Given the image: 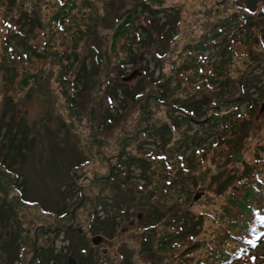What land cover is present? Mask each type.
Wrapping results in <instances>:
<instances>
[{
  "label": "rangeland",
  "instance_id": "obj_1",
  "mask_svg": "<svg viewBox=\"0 0 264 264\" xmlns=\"http://www.w3.org/2000/svg\"><path fill=\"white\" fill-rule=\"evenodd\" d=\"M29 1L5 6L0 0V119L6 111L9 132L0 142V160L8 152L11 172L0 178L1 185L8 182L0 188V264H39L38 258L41 264H67L69 254L82 264H178L179 258L183 264H196L198 258L213 264L206 242L215 229L218 234L229 229L217 220L228 204L223 187L247 164L260 166L264 149V2L249 0L262 14L243 9L254 21L249 28L247 22L226 28L199 53L193 43L213 35L208 34L225 16L253 8L247 0H143L135 4L132 33L137 30L135 39L143 44L136 49L128 45L131 35L115 44L111 40L114 17L129 11L135 0H92V9L105 16L99 27L84 24L92 18L83 23L84 1L76 0L71 14L80 25L76 34L70 36L67 22L65 32L54 35L53 47L25 58L16 34L23 35L20 18L31 15L20 12ZM54 1L43 6L47 19L60 11ZM33 35L30 44L22 37L29 46L38 42ZM192 54L203 58L183 72ZM225 79L228 86L220 89ZM212 91H221L218 98L224 99L210 114L226 116L207 136L193 138L196 118L190 123L176 117L184 115L182 105ZM138 96L139 102L131 103ZM205 118L199 119L205 124ZM199 141L204 152L196 148ZM197 155L202 161L194 166ZM15 187L33 201L31 207L22 204ZM151 188L150 197L139 191ZM176 209L184 221L172 214ZM64 210L69 213L60 219ZM151 221L155 228L148 230ZM67 225L74 227L55 230ZM96 234L103 236L98 244L91 241ZM169 238L176 241L169 244ZM235 243L230 239L227 246ZM254 249L256 264H264V233ZM56 255L57 262L51 261Z\"/></svg>",
  "mask_w": 264,
  "mask_h": 264
},
{
  "label": "trees",
  "instance_id": "obj_2",
  "mask_svg": "<svg viewBox=\"0 0 264 264\" xmlns=\"http://www.w3.org/2000/svg\"><path fill=\"white\" fill-rule=\"evenodd\" d=\"M6 1L8 4L5 6L15 4V0H6ZM82 1H84V8H88L89 12H91V17L88 18V11L84 10L83 8L80 19L84 23V22H88L92 18L88 23H84V24L89 25L90 23L91 24L98 23L97 27H99L100 22L104 20L105 16H103V13L99 12L98 10L92 9L94 8V5H95V3L92 2V0H82ZM101 1L106 4V2L109 0H101ZM262 1L264 2V0ZM29 2H30L29 6L22 5L20 9V12H22L23 15L24 13H27L29 11L31 12V15L27 14L26 16H22L20 18L22 21H24V27L20 29V33L23 34L22 35L23 38L27 37L28 44H30L31 42V39L29 38L30 34H34L32 38L38 39V42L35 44L33 43L29 46L19 34H16L17 36H19L18 41H17L18 45H22V47H24L25 49V53H26L25 58H32L33 56L34 57L40 56L43 53L41 52V50H45L47 47H53L54 46L53 42L55 40L54 35L56 33L65 32L67 22L71 23V27L69 29L70 36H73L78 31L80 27L78 23V18L74 17V20L71 19L72 11L76 7V0H55L54 4L59 7L60 11L56 13L53 17H50V19H47V14H44L43 6L50 5L51 0H30ZM142 2L144 1L135 0V3L131 5L129 11H125L123 13L121 12L119 16L116 15L114 17V19L115 18L117 19V22H116V25H112V28H113V33L111 35L112 44H115L118 41V38L120 37L128 38L127 36L131 35L132 38L128 44L130 49H136L138 45H140L138 48L142 47L143 45L142 42L140 40L135 39L137 38L136 36L137 30L132 33L133 29L137 28L136 21L138 20L137 19L138 16L136 15L137 6L135 4L143 5ZM256 2L257 0H252L251 4H255ZM251 4L249 0H247L246 5H251ZM112 6L113 4L110 5L111 8ZM241 7H243V5ZM253 8H251V10H253L252 14L261 13V11L257 12L256 7H253ZM243 9L244 8H241L240 13L238 10H236V13L225 16V18H222L221 22L215 23L214 28L212 30L213 32H209L208 34V35H211L213 33V35H211L210 37L208 36V38H202L204 39L203 41H196L195 43H193L192 46L195 50H197L196 52L200 51L199 53H201L209 49L211 45L210 41L215 40L216 37L221 35L223 30H226V28H230L235 25L237 26L239 23L242 25L244 24V22H247L248 28L252 24H254V21L251 19L252 16L245 13L248 11L244 9L245 10L244 12ZM93 20L96 22H92ZM3 24H4V21H3ZM11 26H17V25L11 22ZM36 28L37 30L35 31ZM88 28L90 29V26ZM86 33H87V30H86ZM40 36H44V37L41 38ZM8 41L11 42L12 39H9ZM9 42L6 41V47L7 46L9 47ZM31 46H32V49H31ZM32 53L34 54L32 55ZM19 56L20 58H22L23 54H19ZM200 58H203L202 54H200L198 57L196 54H192L190 56V59L186 60V63L189 64V66H183L182 71L186 72V70L189 69V67L196 65ZM219 68H221V66ZM217 72H218L217 74L218 76L219 70H217ZM62 78L66 82H68L65 74L62 75ZM183 80L185 79L183 78L182 81ZM231 81L232 80H228V82H231ZM210 83L214 84V81H210ZM72 85H73L72 90H75L76 85H77L76 82L72 81ZM220 85H219L220 89L227 87L228 85H227L226 79H225V82L221 81ZM157 86H160V85L158 84ZM166 89L167 87L166 88L164 87L162 91ZM233 94L234 92L231 93V95L227 97H231L230 99H232ZM218 95H221V91L217 93L212 91L211 96H207V98H203L204 101L202 99L200 100L198 99V100L190 102L189 106L182 105L181 109L185 111V113L183 115L181 114L182 113L181 112L180 113L181 116H177L176 118L182 122L188 121L192 123L194 121L193 120V117H194V119L196 118V120L198 121V124H196L197 129L196 131L193 132V138H201L203 135L207 136L208 135L207 132L213 129L212 127L218 126V122H219L218 118L219 117L223 118L226 116V115L223 116L224 114H221V112H218L217 114H210L209 112L212 109L219 108L221 101H223L224 98L219 99ZM227 97H225V99ZM215 99H219V100L216 101ZM71 100H73L72 97H71ZM130 100H131V96L128 95L127 102ZM136 102L137 103L139 102V97L137 101H133L131 103H136ZM159 103H162V102H159ZM175 107L172 106L173 109ZM5 114H6V111L2 114V118L0 119V142H3L4 141L3 138L9 135L8 126L4 120ZM200 117L202 118L206 117L205 124L204 122H202V120L199 119ZM19 119H23V117ZM13 120H14V117H13ZM14 125L18 126V119L17 120L15 119ZM2 129H7V131L3 134ZM143 129H144L143 132L147 135L146 133L147 130L145 129V127ZM201 145H202L201 141L197 142L196 148L200 146L204 152L206 148ZM21 147L18 148V155H19ZM197 150H199V148L196 149L195 151ZM125 153L127 152H124V154ZM3 154L5 155V157H3V160H0V161L4 162L3 164L5 165V167H3L4 170L0 168L2 170V171L0 170V178L2 174H4L6 177H9V176L11 177V173L7 166V160H6L8 152L4 151ZM131 157L135 158L136 156L131 155ZM197 158H198L197 161L193 160L194 166H198L200 162L202 161V156L199 159V155H197ZM257 160H259L258 163H260V166L258 164L257 166L251 165V168H250V166L247 164L241 174H238V176L233 181H231L230 183H227L223 187V189L227 191L225 194V197L227 198L226 202L228 204L222 206L224 214L219 216L217 220L222 219V221L226 223V226H228L229 229H227L228 232L227 233L225 232L224 234H218V232L216 233L217 229H215V231L212 232L213 236L209 238V242H206L207 243L206 253H208L209 256L213 258V264H256L255 256L257 255V251L253 252L252 243H254V241L257 240V238L263 231L262 228H264V149L262 150V155H260L257 158ZM140 161H144V158L140 159ZM151 162L152 160H150V163ZM81 163H84V161H81ZM12 178L14 179L13 183H15V178L13 176ZM235 184H237L238 188L234 186ZM7 185H8V182H5L2 185L0 184V188L5 189L3 187ZM152 189L153 188L147 190L146 192H144V190H139V191L143 195H149L150 197L153 192ZM237 190H240V192H237ZM2 203L8 209L10 208V211L13 213L14 217L17 216L16 210H14L13 205L12 206L9 205L7 201L5 200ZM178 211L180 213L181 209L180 210L176 209L172 214H176ZM178 214H176V216L178 217L179 221L180 220L184 221L186 219V217L181 218ZM172 218H175V217L173 216ZM151 223L154 224L153 221H151ZM190 234L192 233L190 232ZM185 235L187 236V234ZM230 239H234L236 241L235 243L236 246L234 247L227 246L229 244ZM175 241L176 240L174 241L170 240L169 244ZM50 252L53 253L54 251L52 250ZM50 259L52 261L53 260L55 261V259L58 260L57 255L54 257L52 256ZM208 261H209V258H207L206 260L198 258L196 260V264H208ZM178 264H183L181 263L180 258H179Z\"/></svg>",
  "mask_w": 264,
  "mask_h": 264
},
{
  "label": "water",
  "instance_id": "obj_3",
  "mask_svg": "<svg viewBox=\"0 0 264 264\" xmlns=\"http://www.w3.org/2000/svg\"><path fill=\"white\" fill-rule=\"evenodd\" d=\"M134 74L135 73H133L132 75H134ZM132 75L129 76L127 79H130L132 77ZM240 159H241V157L238 156V160H240ZM102 239H103L102 236L96 235V236H94L92 238V241H93L94 244H98V243H100L102 241ZM67 264H78V262H77V260H76L75 257L69 256V260H68V263Z\"/></svg>",
  "mask_w": 264,
  "mask_h": 264
},
{
  "label": "flooded vegetation",
  "instance_id": "obj_4",
  "mask_svg": "<svg viewBox=\"0 0 264 264\" xmlns=\"http://www.w3.org/2000/svg\"><path fill=\"white\" fill-rule=\"evenodd\" d=\"M74 226L73 225H67L65 228L64 227H62V228H60V227H56L55 228V230H59L60 232H68V231H70L72 228H73ZM50 231H53L51 228L49 229ZM36 234H38V232H36ZM37 251H38V249H37ZM35 252L36 254V256H37V253L38 252ZM52 261V260H51ZM55 261H57L56 259H55ZM54 260H53V262H55ZM38 263L39 264H41V261L39 260V258H38Z\"/></svg>",
  "mask_w": 264,
  "mask_h": 264
}]
</instances>
